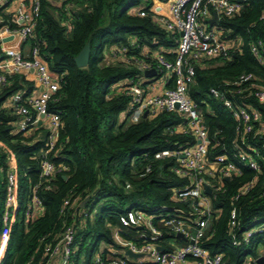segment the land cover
Wrapping results in <instances>:
<instances>
[{"label": "trees", "instance_id": "16d2710c", "mask_svg": "<svg viewBox=\"0 0 264 264\" xmlns=\"http://www.w3.org/2000/svg\"><path fill=\"white\" fill-rule=\"evenodd\" d=\"M144 1L145 16L130 13ZM152 3L153 0H67L59 4L55 0H40L34 35L27 41L31 46L38 45L48 68L59 76V89L48 102V110L58 112L61 124L54 148L44 155L46 127L38 126L31 135L12 133L18 115L5 106L17 91L30 94L33 83L16 72L0 87V142L14 153L20 174L19 207L0 264H35L41 256L38 240L59 233L66 225L75 229L74 263L84 256L83 264H92V251L100 242L117 246L112 240V228L126 207L189 208L188 201L171 199V189L188 184V179L171 171L172 159L153 160V153L158 150L194 143L191 134L174 129L185 125L186 118L177 111H161L137 123L121 119L128 97L110 93L111 85L133 78L140 71L130 63H104L108 47L129 45L131 38L136 46L129 47L127 54L134 57L143 48L158 50L175 45L178 35L154 21ZM1 8L0 25L18 28V21L2 13ZM207 27L222 31L226 54L196 64L189 94L202 114L212 142L209 160H213L222 150L240 143V139L231 112L211 96L209 89L231 82L245 72L255 75L254 84L264 85V64H259L250 52L252 44L264 47V0H243L238 14L220 16ZM87 42L88 64L78 67L74 57ZM235 98L258 113L264 128V103L246 91ZM254 139L258 146L264 144V129ZM261 154L259 172L242 167L240 175H232L224 181L222 190L211 195L212 207L217 212L209 220L199 244L211 254H222L225 264H257L256 258L264 256V231L253 234L246 244H232L233 233L239 237L254 225L253 220H258L256 224L264 222V152ZM43 159L59 169L50 179L40 177ZM146 165H150V172L138 177ZM5 167L6 153L0 146V230ZM125 179L131 184L130 189L124 188ZM250 181L251 189L236 198L237 189ZM30 183L39 184L43 212L26 223L24 209ZM86 197L88 200L82 206ZM65 201L68 203L64 204ZM99 203L102 207L93 214L92 209ZM231 209L236 211L234 228L230 227ZM153 223L162 231L160 241L167 247L165 242L170 235L158 219ZM179 242L184 243L181 239Z\"/></svg>", "mask_w": 264, "mask_h": 264}, {"label": "built area", "instance_id": "2783aa9c", "mask_svg": "<svg viewBox=\"0 0 264 264\" xmlns=\"http://www.w3.org/2000/svg\"><path fill=\"white\" fill-rule=\"evenodd\" d=\"M67 0H55L63 3ZM168 13L158 14L153 11L154 21L169 33L178 35L177 44L172 58H167L162 52H150L143 48L138 57L128 55L129 47L135 45L130 40L129 45L111 47L110 55L115 61L134 64L140 71L133 78L119 80L111 85L110 93L122 94L128 97L126 108L120 114L121 119L128 123H137L143 119V113L155 115L158 112L177 111L186 118L185 125L174 128L186 132L194 137V143L183 144L175 149L164 148L153 153V160L172 159L171 171L188 179V184L171 189V199L174 201H188L187 210L161 205L155 208L126 207L118 216V224L112 228V240L117 246L102 241L94 249L91 256L92 264H225L222 254H211L199 242L206 235L208 222L214 215L211 195L222 190L225 178L240 175L242 167L251 169L254 173L260 171L259 159L264 144L257 145V133L264 128L258 113L247 104L235 98V95H247L264 103V85L254 84L255 75L245 72L231 82H225L211 87L212 97L222 102L231 112L239 133L238 144H233L230 150H222L213 160H209V148L212 145L202 114L197 104L189 94V86L195 80V66L204 60L226 54L227 44L222 39V31L215 27H204L199 17L206 12H213L220 16L232 17L238 14L242 7L239 0H168ZM143 7H134L130 13L145 16ZM40 10V0H32L27 8L24 1L18 2L14 11L16 21L21 22L18 28L7 29L18 33L22 40L33 38L34 27ZM210 14V13H209ZM211 15V14H210ZM213 17V16H211ZM136 46V45H135ZM250 52L259 64H264V47L252 44ZM5 55L12 61L10 69H0V87L8 82L10 75L21 71H35L37 80L42 87L40 93L24 95L23 91L13 93L6 105L17 115L12 133L23 132L27 135L34 133L38 126H45L48 131L46 155L54 148L60 127L58 112L48 110V102L59 89V76L53 73L40 54L38 45L30 47L28 57L18 51L6 50ZM155 69V74L145 76L144 71ZM164 83H171L169 87L158 90L154 79L164 78ZM153 81V82H150ZM234 90H230V87ZM218 145L219 143H215ZM6 153V167L4 168L5 194L1 214L2 226L0 230V261L4 255L12 225L19 207V172L16 158L10 148L0 142ZM59 170L53 162L43 159L40 164V177L50 179ZM151 170L146 165L138 173V177L145 176ZM253 181L242 184L236 191L235 197L247 193ZM211 188L210 194L204 192V186ZM39 184H29L25 200L24 219L29 222L39 217L43 212L42 201L38 196ZM124 188L130 189L131 184L124 180ZM77 199H74L75 201ZM65 201L64 204H67ZM159 211V212H158ZM158 223L167 230L170 237L161 243L162 231L153 223ZM253 220L251 228L242 232L238 237L232 234V244L248 243L250 237L264 231V222ZM237 225L236 211H230V227ZM133 231L136 233L134 234ZM181 233L183 238L177 237ZM184 241L180 243L179 240ZM75 229L66 225L52 236L44 235L38 242L41 256L35 264H83V258L74 263L73 254L76 250ZM192 241V242H191ZM163 244V245H162ZM162 247L158 250L157 247ZM135 255V256H132Z\"/></svg>", "mask_w": 264, "mask_h": 264}, {"label": "crops", "instance_id": "0c3cea01", "mask_svg": "<svg viewBox=\"0 0 264 264\" xmlns=\"http://www.w3.org/2000/svg\"><path fill=\"white\" fill-rule=\"evenodd\" d=\"M20 1H24L26 3L27 8L31 7L32 0H0V7H3L1 8V12L4 14H8V15L10 14L15 19L14 11L16 9L18 2ZM138 6L139 7L145 6V1L142 2L141 5H138ZM138 6H135V7H138ZM168 6H169L168 0L167 1L153 0L151 8L154 9L156 12H158V14H166L168 13ZM213 15H214L213 12L203 13L199 17L200 23L204 27H207L208 23H210L211 19L213 18L211 17ZM0 19H2L1 16H0ZM18 23L21 24V22H18ZM6 27H8V24L0 25V69H10L12 67L11 59L5 55L6 50L11 49L14 51H18L22 54V56L28 57L29 52H30V47H31L29 41L22 40L21 36L18 33H13L11 30H9L10 29L9 27H8L9 29H7ZM177 39H178V36H177ZM177 39H176L175 45L171 48L161 47L158 50H153L150 48H145V49L149 50L152 53L153 52L155 53L158 51L159 52L164 51L166 54H172L173 56V52L177 44ZM131 40H135V39L131 38ZM111 47H108L104 51V57H105L104 63L114 61V59H112L110 55ZM20 73L25 77V79L33 83V90L31 93L35 94V93H40L42 91V87L37 80V75L35 71H32V70L21 71ZM154 80H155L154 85L158 87V90H161L163 87H169L171 85V83H164L165 77L160 78V79H154ZM150 82H153V81H150ZM215 212L217 211L215 210ZM187 264H194V263L192 261H188Z\"/></svg>", "mask_w": 264, "mask_h": 264}, {"label": "water", "instance_id": "95a60500", "mask_svg": "<svg viewBox=\"0 0 264 264\" xmlns=\"http://www.w3.org/2000/svg\"><path fill=\"white\" fill-rule=\"evenodd\" d=\"M243 0H239V2H242ZM217 15L214 14L213 18L211 19L210 23H214L216 21ZM89 53H90V44L87 42L84 44V46L80 49V51L78 52V54L74 57V62L78 67H86L88 64V60H89ZM155 74V69L151 68V69H147L144 71V75L145 76H152ZM147 115V111H145L143 113V117H145ZM228 178L226 177L225 180H227ZM204 192L206 194H210L211 192V188L208 185L204 186ZM88 198L86 197L82 202L81 205L83 206L86 202H87ZM177 237L183 238V235L181 233L177 234ZM192 242V241H191ZM158 250H162V247L158 246L157 247ZM131 254V253H129ZM132 255V254H131ZM135 256V255H132ZM255 262L257 264H264V256H259L256 258Z\"/></svg>", "mask_w": 264, "mask_h": 264}, {"label": "rangeland", "instance_id": "374dc122", "mask_svg": "<svg viewBox=\"0 0 264 264\" xmlns=\"http://www.w3.org/2000/svg\"><path fill=\"white\" fill-rule=\"evenodd\" d=\"M102 207V204L101 203H99V204H97V206L94 208V209H92V213L94 214V213H96V212H98L99 211V209ZM84 209H86V208H84ZM263 249H261L260 248V251H262ZM95 255V251H92V257ZM84 256H82V258H83Z\"/></svg>", "mask_w": 264, "mask_h": 264}]
</instances>
